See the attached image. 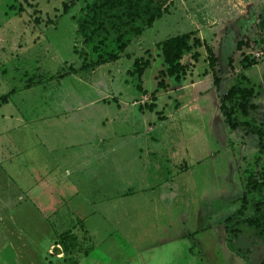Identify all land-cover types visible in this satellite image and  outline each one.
Wrapping results in <instances>:
<instances>
[{
	"label": "rangeland",
	"instance_id": "1",
	"mask_svg": "<svg viewBox=\"0 0 264 264\" xmlns=\"http://www.w3.org/2000/svg\"><path fill=\"white\" fill-rule=\"evenodd\" d=\"M60 1L0 0V96L22 88L27 79L43 82L68 65L78 66L75 53L81 45L70 17H77L89 0L65 16H60ZM201 1L190 3L189 17L180 7L171 9L132 39L115 62L87 75L93 91L89 97L103 100L57 116L53 129L44 133L46 152L39 145L28 150L37 138L25 127L0 137L19 149L12 160L18 164L29 155L30 168L47 175L39 182L29 175L28 165L20 173H13L8 162L1 165L15 185L0 174V204L17 203L18 196V203L38 205L45 222L30 236L32 243L14 240L13 264L264 262V241L249 230L232 240L238 255L224 243L223 220L237 209L247 174L264 172V161L253 163L255 138L241 128L229 130L217 108L241 73L252 91L255 110L250 117L264 123V30L255 26L264 0H224L227 10L221 17L213 15L217 0L198 6ZM203 8L210 12L206 15ZM194 28L210 50L212 64L203 47L195 49L198 59L192 69L179 83L164 78L166 88L157 91L149 112L148 95L160 79H155L161 69L156 44ZM255 53L261 58L254 59ZM244 56L253 60L245 68ZM138 57L149 60L139 82L126 75ZM190 62L189 54L181 59ZM137 84L144 94L135 90ZM33 87L28 94L43 101L36 94L41 87ZM59 160L69 169L68 178L60 168L53 169ZM35 181L42 191H36ZM72 228L76 251L62 252V261L47 255L52 233Z\"/></svg>",
	"mask_w": 264,
	"mask_h": 264
},
{
	"label": "trees",
	"instance_id": "2",
	"mask_svg": "<svg viewBox=\"0 0 264 264\" xmlns=\"http://www.w3.org/2000/svg\"><path fill=\"white\" fill-rule=\"evenodd\" d=\"M85 0H61L60 16H65L76 4ZM12 6L8 8L11 9ZM172 7L170 0H89L83 3L77 17H70L74 23V34L79 40L81 49L76 57L77 67L66 66L55 76L46 78V81L61 79L69 75L85 77L101 65L115 62L119 55L130 44L131 40L142 35L145 29H150L154 21L169 13ZM255 26L259 32L264 30V7L256 15ZM203 47L207 53V61L213 62L210 50L200 41L195 33L190 31L175 37L167 38L156 44L157 55L161 59V69L157 71L155 89L149 93L150 104L146 109L151 112L155 95L158 90H164V78H171L179 83L189 69L196 63L198 54L195 49ZM185 54H189L190 64L181 63ZM252 59L244 56L242 67L252 63ZM149 66L148 58H134L131 69L126 71L129 78L139 82L144 70ZM41 83L39 80L27 79L22 89H28ZM247 80L241 73L234 76L233 83L220 96L217 108L223 124L231 131L241 128L245 133L256 140V156L253 163L264 161V123L254 121L250 113L255 106L250 103L252 91L246 87ZM135 90H141L139 84ZM9 90L0 96V105L7 103ZM237 209L223 220L224 243L227 249L238 255L232 246V240L242 231L249 230L258 240L264 241V172L248 173L244 179L240 197L236 200ZM57 244L62 252H71L75 249L74 238L68 232L58 237ZM249 264V263H246ZM259 264H264L261 262Z\"/></svg>",
	"mask_w": 264,
	"mask_h": 264
},
{
	"label": "crops",
	"instance_id": "3",
	"mask_svg": "<svg viewBox=\"0 0 264 264\" xmlns=\"http://www.w3.org/2000/svg\"><path fill=\"white\" fill-rule=\"evenodd\" d=\"M195 1L197 0H194V2ZM205 1L206 0H202L201 3L198 4V6L200 4H204ZM239 1L240 0H238V2ZM170 2L172 4V7L169 9V11L171 9H179L180 7L182 9V12H184L185 16H188V14L192 13L190 8V6L192 5L190 3H193V0H170ZM214 2L216 7L213 8V15L214 17H221V15H223V11L227 10V8H222V6L225 5V1L217 0ZM203 11L206 15L208 12H210L209 9L205 8H203ZM239 12L243 13V15L246 14L245 11ZM258 12L259 11H257L256 13ZM192 32L198 35L196 28H194V31ZM94 71H92L91 73H93ZM87 79L88 76L78 77L69 75L57 80H44L43 82L33 87V89L41 87V90L36 93L38 99L41 98V100H43L39 102L34 100V95L28 94V92L31 91L32 87L28 89L20 88L18 90H14V93L9 95V97L7 98V103L0 105V108L3 107L0 112V137H3V135H5L6 133H10V131L14 128L25 127L27 128L25 130L29 131L27 132L29 135L34 137L35 140L37 138V140L35 141V144L37 145H33V147H31L32 145L29 146L28 150L32 151L34 147H37L39 145L41 147V150L46 152L44 144V133L47 130L53 129L54 122H56L55 119L57 118V116L61 114L66 115L69 113L82 111L88 108L89 106L97 104V101L103 100L102 98H98L97 101H94L92 97H89L91 96V92L93 93V91ZM146 130L148 129L146 128ZM98 143L99 141H97V144L95 145L97 151L100 150L98 147ZM0 149L1 152L3 150L5 151L4 155L0 153V174L6 176V179L9 180L14 186L15 184L12 181L13 178H10V176L5 175V170H3L1 165L3 163L8 162L9 169H11L13 173H20L22 170L26 169V165H28L29 168L31 167L30 156L22 155V162L17 164L16 160L12 159H15L17 154H20V151L16 148L13 142L8 144L5 141H1ZM11 161L13 162V164L10 163ZM15 166H19V169H16ZM56 166L57 165H54L53 169L60 168L62 170L61 175L63 174L65 178H68L70 176L69 169H67L66 166L63 167L62 161L59 160V167ZM30 169L31 173H33L34 175H32L28 171L29 175L32 177H37V181L39 182L40 180H44L47 177V175L39 174L38 169L35 166ZM37 181H35L34 187H38L36 191L39 192L42 191V187H40L42 185L36 183ZM28 193H32L30 192V189L28 190ZM19 199L20 197L17 196V203H6L4 205L0 204V264H13L14 258L16 256L14 240L19 239V242L26 240V242H28L29 244L32 243L33 238H30V236H34V233L37 232L36 228L39 227L40 223H45L44 220H42L43 222H41L42 218H39L40 208L38 205L33 206L31 203H29V201L27 205L24 203L21 204L18 202L22 199ZM57 222L58 225L61 226L60 221ZM19 226L21 229H17V227ZM30 227H32L33 229H31ZM79 228L78 230H81ZM74 230L75 229L72 228L71 230H65L64 232H68L70 235L74 236ZM64 232L59 231L57 234L52 233L53 241H51L46 247L47 255L53 256L54 259L58 261L63 260V253L60 245L57 244L56 240ZM22 238L23 240H21ZM167 242L169 243V241ZM43 246H45V243ZM74 251H76V246L75 249L70 253H73Z\"/></svg>",
	"mask_w": 264,
	"mask_h": 264
},
{
	"label": "built area",
	"instance_id": "4",
	"mask_svg": "<svg viewBox=\"0 0 264 264\" xmlns=\"http://www.w3.org/2000/svg\"><path fill=\"white\" fill-rule=\"evenodd\" d=\"M261 53H255V54H251V56L254 58V59H260L261 58Z\"/></svg>",
	"mask_w": 264,
	"mask_h": 264
}]
</instances>
